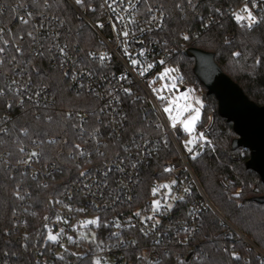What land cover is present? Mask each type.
Segmentation results:
<instances>
[{
	"label": "trees",
	"instance_id": "16d2710c",
	"mask_svg": "<svg viewBox=\"0 0 264 264\" xmlns=\"http://www.w3.org/2000/svg\"><path fill=\"white\" fill-rule=\"evenodd\" d=\"M143 1L146 8L154 4L166 6L168 17L162 36L167 48L174 50L168 64L179 75L180 85L196 86L204 98L198 131L204 130L210 115L214 116L204 152L190 160L198 181L214 207L264 250V205L253 200L264 196V183L256 172L246 167L250 153L232 150V142L237 137L233 126L218 115L216 99L207 94L196 77L194 59L185 54L186 48L215 54L223 72L250 100L263 106L264 9L260 23L250 30L217 14L211 8L213 0ZM25 6L35 12V17L46 15L65 24L70 39L82 53L97 47L94 34L65 0H0V26L9 27L0 37V264H43L39 261L40 252L48 254L51 227L62 213L60 202L81 175V167L76 165L77 148L86 142L87 136H102L108 141L104 159L115 156L128 144L137 146L153 139L159 143L165 141L155 113L138 87L123 95L119 108L125 119L122 137H113L111 125L102 114V101L95 94L76 93L69 78L50 62L48 55L30 53L28 33L33 30V18L27 23L21 22V16L27 14ZM79 7L93 21L101 14L100 0H81ZM216 16L218 23L208 25ZM183 32L187 39L182 36ZM229 33L235 37L227 44L225 38ZM15 43L23 45L22 53L15 50ZM21 74L24 81L32 82L31 92L47 91L46 100L42 96L44 100L37 104L28 98L23 107L17 105L25 97L13 85ZM81 115L87 119H79ZM35 150L40 151L36 163L41 171L50 164L60 170L38 179H33L30 172L14 173L9 165L20 164L27 152ZM156 150L157 154L147 159L141 171L140 199L134 206L148 205L152 182L169 178L162 172V166L176 155L175 149L169 143ZM72 153L76 156L72 157ZM19 188L24 199L18 194ZM198 200L197 191L192 187L189 198L174 206L173 218H178L179 211L186 216ZM23 217L25 232L20 223ZM199 223L197 234L187 235L185 244L173 242L156 264H263L245 243L225 236V227L211 211L201 213ZM109 230L103 219L100 226L103 239ZM53 264H94V254L76 258L66 255L55 259Z\"/></svg>",
	"mask_w": 264,
	"mask_h": 264
},
{
	"label": "built area",
	"instance_id": "2783aa9c",
	"mask_svg": "<svg viewBox=\"0 0 264 264\" xmlns=\"http://www.w3.org/2000/svg\"><path fill=\"white\" fill-rule=\"evenodd\" d=\"M213 1L211 8L217 14L224 15L247 29H253L261 21L264 0ZM65 2L94 34L97 47L87 54L82 53L78 44L70 39L65 24L46 15L35 17V12L25 6L23 9L27 14L21 16V22L33 18V30L28 33L30 53L36 56L48 55L50 62L69 78L76 93L95 94L102 101V114L111 125L113 137H122L121 126L125 119L119 108L123 95L130 93L133 87H138L155 113L165 141L159 143L153 139L137 146L128 144L115 156L104 159L108 152L105 150L108 141L102 136H87L86 142L77 148L76 165L81 167V175L62 198V213L50 230V235L57 239H49L51 244L48 254L41 251L39 261L53 264L55 259L66 255L76 258L94 254V264H156L162 259V255L168 253V247L173 242L185 244L187 235L197 234L200 230V214L211 211L225 227V236L245 243L264 264V250L214 207L191 165V158L203 153L206 148V135L214 123V116L210 115L201 131L205 141L195 140V144L189 148V134L180 122H177L175 128L172 127L161 100L151 88V85L160 80V74L171 68L168 61L174 52L167 48L162 36L168 17L166 6L154 4L146 8L143 0H100L101 14L93 21L82 12L77 0ZM246 3L257 21L251 27L248 26L250 22L247 19L238 22L234 16V13L241 12ZM244 15L246 17L247 13ZM218 21L217 16L212 17L208 25H215ZM8 29L9 27L0 26V37ZM125 32L128 33L127 36L124 35ZM182 36L187 37L184 32ZM234 37V33H229L225 42L231 43ZM14 48L19 53L24 50L21 43H15ZM102 56L104 59H101ZM133 60L137 61L135 65ZM109 65L114 69L104 68ZM148 65L152 67L149 68ZM24 80L23 75L13 83L14 88L25 95L18 100L17 105L23 107L28 98L37 104L41 103L47 97V91L31 92L32 82ZM183 88L186 90L185 86ZM190 90L194 96L200 93L194 85H190ZM42 96L44 99H41ZM78 118L87 119L84 115ZM83 137L85 136H81ZM169 143L176 152L162 166V172L169 175V178L152 182L148 205L143 203L134 206L140 199L141 171L145 162L157 154V148L166 147ZM39 156V150L27 152L20 164L9 166L14 173H32L33 179L45 174L52 175L60 170L56 165L50 164L41 171L36 163ZM71 156L76 155L72 153ZM165 185L168 187H164ZM192 187L199 196L197 204L186 216L183 211H179L178 218H173L174 206L189 198ZM153 189H157L155 194ZM18 194L25 198L21 188ZM156 200L160 201L158 209L153 203ZM169 204L170 208L167 207ZM103 219L110 229L105 239L100 234ZM93 220L97 223H87ZM25 221L23 217L20 222L24 232ZM183 256L182 253L181 258Z\"/></svg>",
	"mask_w": 264,
	"mask_h": 264
},
{
	"label": "water",
	"instance_id": "95a60500",
	"mask_svg": "<svg viewBox=\"0 0 264 264\" xmlns=\"http://www.w3.org/2000/svg\"><path fill=\"white\" fill-rule=\"evenodd\" d=\"M186 56L194 59V73L209 96L218 104V115L232 124L236 138L232 150H246L250 158L246 167L256 172L264 183V105L248 98L215 60V54L189 48ZM184 91V88L181 90ZM264 205V196L253 199Z\"/></svg>",
	"mask_w": 264,
	"mask_h": 264
},
{
	"label": "rangeland",
	"instance_id": "374dc122",
	"mask_svg": "<svg viewBox=\"0 0 264 264\" xmlns=\"http://www.w3.org/2000/svg\"><path fill=\"white\" fill-rule=\"evenodd\" d=\"M167 69L171 70L169 72L168 76H166L164 79L160 78V80H157L154 83V85H151V88H152V90L153 89H159L160 90L158 93L154 92V91L153 92H154V94L156 95V97L158 99H160L161 101L164 102V104H163L164 108L169 105L170 101H172V100H174V99H176L178 97H181L182 95L186 96V99L177 100L176 101L177 104L184 105L186 103H190L194 107H199L200 116H199V119L195 123L193 131L192 132H187L186 131V133L189 134V136H190L187 142L191 141V143H188V146H189V148H192V146L195 144V140L205 141V137L203 136L202 132H199L198 128H197L199 122L202 119V109H203V106H204V98H203V95H202L201 92L194 96L192 94L191 90H190V85H186L185 86L186 90L181 91L182 90V85H180L178 83L179 75L176 74L175 72H173L172 68H167ZM162 85H167L168 87H163L162 88ZM172 85H175V87H171ZM160 97H164V99H161ZM197 99L200 101L199 105L196 104V100ZM171 106H172L173 109L176 108V104H172ZM190 114H191L190 112H185L180 117V119L181 120L186 119L187 116L190 115ZM166 115H167V118L170 120L169 114L166 113ZM172 115H175V111H173ZM170 122L172 124L171 120H170ZM201 137H203V138H201Z\"/></svg>",
	"mask_w": 264,
	"mask_h": 264
},
{
	"label": "snow or ice",
	"instance_id": "6c2138e0",
	"mask_svg": "<svg viewBox=\"0 0 264 264\" xmlns=\"http://www.w3.org/2000/svg\"><path fill=\"white\" fill-rule=\"evenodd\" d=\"M80 2H81V0H77V3H80ZM244 13H247L246 17L244 15ZM234 16H235V19L238 22H240V21H242L244 19H247L250 22L249 25H248L249 27H251L252 24L257 22L256 21V17L254 15H252L250 9L248 8L247 3L245 4V7L243 9H241V12L240 13H234ZM24 23H27V21H24ZM124 35L127 36L128 33L125 32ZM185 39H187V37H185ZM0 51H2V49H0ZM101 59H104V57L102 56ZM132 63L135 65L137 63V61L133 60ZM148 67L151 68L152 65H148ZM170 71L171 70H169V69H165L164 72L160 74V78L164 79L166 76H168ZM141 74H143V73H141ZM163 87H168V86L167 85H162V88ZM171 87H175V85H172ZM125 91H127V89ZM153 91L158 93L160 90L159 89H153ZM160 98L164 99V97H160ZM179 99H186V96L182 95L181 97H178V98L170 101L169 105L164 108V111L169 114V118L172 121V127L173 128L176 127V124L179 121L183 125V128H184L185 131L192 132L193 129H194L196 121L199 119L200 109H199V107H194L190 103H186L184 105L177 104L176 101L179 100ZM172 104H176V108L175 109L172 108V106H171ZM196 104L197 105L200 104V101L198 99L196 100ZM173 111H175V115H172ZM185 112H190L191 114L188 115L186 119L181 120L180 117ZM201 138H203V137H201ZM188 143H191V141H189ZM189 151H191V149H189ZM33 155H36V154L33 153ZM164 187H168V186L165 185ZM156 191H157V189H153V193L154 194L156 193ZM181 199H182V197H181ZM153 203H154L155 207L158 209L159 206H160V201L156 200ZM167 207L170 208L171 204L167 205ZM137 215H139V213H137ZM149 219H151V217H149ZM87 223L96 224L97 221L93 220V221H88ZM157 223H158V221H157ZM49 239L55 241L57 239V237L50 235ZM97 264H99V262H97Z\"/></svg>",
	"mask_w": 264,
	"mask_h": 264
}]
</instances>
